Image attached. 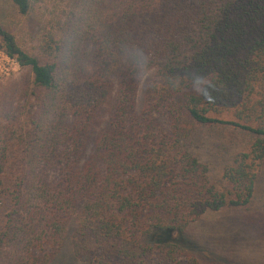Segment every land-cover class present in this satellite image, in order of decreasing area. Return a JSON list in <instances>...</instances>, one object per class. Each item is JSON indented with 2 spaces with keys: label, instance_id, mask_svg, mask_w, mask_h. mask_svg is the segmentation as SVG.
<instances>
[{
  "label": "trees",
  "instance_id": "trees-1",
  "mask_svg": "<svg viewBox=\"0 0 264 264\" xmlns=\"http://www.w3.org/2000/svg\"><path fill=\"white\" fill-rule=\"evenodd\" d=\"M0 37L27 70L0 85V257L51 264L75 220L90 264H202L180 237L249 205L264 163V0H69L39 55L1 22ZM200 124L251 136L224 190L188 147Z\"/></svg>",
  "mask_w": 264,
  "mask_h": 264
},
{
  "label": "rangeland",
  "instance_id": "rangeland-1",
  "mask_svg": "<svg viewBox=\"0 0 264 264\" xmlns=\"http://www.w3.org/2000/svg\"><path fill=\"white\" fill-rule=\"evenodd\" d=\"M68 1L31 0L30 11L21 15L12 0H0V22L16 36L22 48L39 55L44 27H52L55 18L67 7ZM41 58L44 59L43 56ZM25 71L26 68L10 59L0 46V85L16 81ZM154 73V70L149 71L140 82L137 99L139 112L144 107L148 85ZM106 117L103 115L98 120L100 125L95 124L90 132L88 153L95 136L106 123ZM190 138L188 147L209 165L212 182L219 189H226L224 168L232 162L235 152L248 148L251 136L229 126L200 124L193 127ZM76 227L77 222L73 220L66 242L51 264H90L77 258L73 252L72 236ZM146 239L150 242L154 240L151 236ZM180 240L202 264H264V163L257 178L255 195L249 205L225 206L217 211H206L189 225ZM3 252L0 264H11L9 249Z\"/></svg>",
  "mask_w": 264,
  "mask_h": 264
},
{
  "label": "built area",
  "instance_id": "built-area-1",
  "mask_svg": "<svg viewBox=\"0 0 264 264\" xmlns=\"http://www.w3.org/2000/svg\"><path fill=\"white\" fill-rule=\"evenodd\" d=\"M7 55V54H6ZM8 56V55H7ZM9 57V56H8ZM10 59H13V60H15V61H17L15 58H11V57H9ZM18 62V61H17ZM19 63V62H18Z\"/></svg>",
  "mask_w": 264,
  "mask_h": 264
}]
</instances>
